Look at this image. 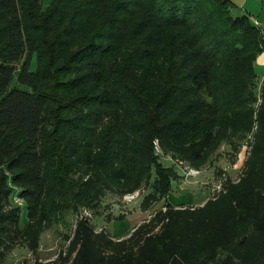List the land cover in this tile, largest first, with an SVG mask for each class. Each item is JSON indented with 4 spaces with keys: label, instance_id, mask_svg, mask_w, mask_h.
<instances>
[{
    "label": "trees",
    "instance_id": "1",
    "mask_svg": "<svg viewBox=\"0 0 264 264\" xmlns=\"http://www.w3.org/2000/svg\"><path fill=\"white\" fill-rule=\"evenodd\" d=\"M235 6L0 0V264L70 216L67 249L33 264H264V29ZM248 134L240 177L201 205L167 202L125 236L83 212L170 192L156 141L200 168Z\"/></svg>",
    "mask_w": 264,
    "mask_h": 264
},
{
    "label": "rangeland",
    "instance_id": "2",
    "mask_svg": "<svg viewBox=\"0 0 264 264\" xmlns=\"http://www.w3.org/2000/svg\"><path fill=\"white\" fill-rule=\"evenodd\" d=\"M234 1L236 2V6L232 9L234 15L249 13L259 21L264 29V0ZM262 55L264 56V51L258 55L256 64L264 66ZM258 68L261 69L260 66ZM259 72L258 81L261 82L264 79V73ZM250 135L242 139L240 147L237 148L225 142L219 144L212 159L200 168L190 167L182 159L162 153L159 146L156 151L160 154L161 161L166 166H173L179 172L175 175L170 192L154 193L152 196L154 189L152 190L151 186H145L138 193L133 194L132 198L109 194L105 197L97 215L92 214L90 210L83 212L89 216L93 215L92 219L95 224L108 227L118 236H125L136 226L149 220L167 202L186 206L201 205L216 195L227 177L234 179L240 177L247 156ZM14 203L25 206L24 199H20L19 196H16ZM69 222L73 225L69 226L70 224L60 220L54 226L47 228L35 243L18 242L7 253L4 264H33L36 258L42 261H55L60 252L65 251L69 245L71 234L74 231L75 217L70 216Z\"/></svg>",
    "mask_w": 264,
    "mask_h": 264
},
{
    "label": "crops",
    "instance_id": "3",
    "mask_svg": "<svg viewBox=\"0 0 264 264\" xmlns=\"http://www.w3.org/2000/svg\"><path fill=\"white\" fill-rule=\"evenodd\" d=\"M263 58H264V56L262 55V56H261V59H263ZM258 66H260L261 69H259ZM257 68H258V71H261V73H264V66H261L260 64H257ZM259 73H260V72H259Z\"/></svg>",
    "mask_w": 264,
    "mask_h": 264
},
{
    "label": "built area",
    "instance_id": "4",
    "mask_svg": "<svg viewBox=\"0 0 264 264\" xmlns=\"http://www.w3.org/2000/svg\"><path fill=\"white\" fill-rule=\"evenodd\" d=\"M155 143H156V148H159L158 141H156ZM135 193H138V191H137V192H135ZM135 193L128 194V195H126V197H127V196H129V197H131V198H132V197H134V195H133V194H135Z\"/></svg>",
    "mask_w": 264,
    "mask_h": 264
}]
</instances>
